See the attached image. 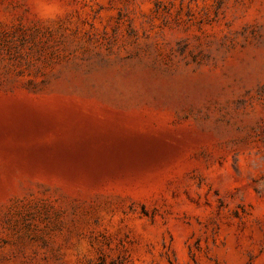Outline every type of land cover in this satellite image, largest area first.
I'll return each instance as SVG.
<instances>
[{"label":"rangeland","instance_id":"rangeland-1","mask_svg":"<svg viewBox=\"0 0 264 264\" xmlns=\"http://www.w3.org/2000/svg\"><path fill=\"white\" fill-rule=\"evenodd\" d=\"M0 0V264H264V0Z\"/></svg>","mask_w":264,"mask_h":264},{"label":"clouds","instance_id":"clouds-1","mask_svg":"<svg viewBox=\"0 0 264 264\" xmlns=\"http://www.w3.org/2000/svg\"><path fill=\"white\" fill-rule=\"evenodd\" d=\"M36 15L42 20H56L65 13L58 0H35Z\"/></svg>","mask_w":264,"mask_h":264}]
</instances>
